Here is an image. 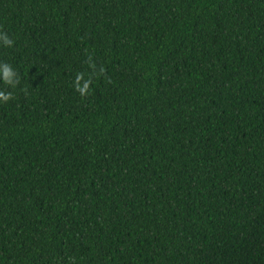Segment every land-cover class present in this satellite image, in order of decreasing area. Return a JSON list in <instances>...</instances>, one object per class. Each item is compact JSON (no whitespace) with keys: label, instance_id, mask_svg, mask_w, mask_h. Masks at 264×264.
Listing matches in <instances>:
<instances>
[{"label":"trees","instance_id":"trees-1","mask_svg":"<svg viewBox=\"0 0 264 264\" xmlns=\"http://www.w3.org/2000/svg\"><path fill=\"white\" fill-rule=\"evenodd\" d=\"M0 97V264H264V0H0Z\"/></svg>","mask_w":264,"mask_h":264},{"label":"clouds","instance_id":"clouds-1","mask_svg":"<svg viewBox=\"0 0 264 264\" xmlns=\"http://www.w3.org/2000/svg\"><path fill=\"white\" fill-rule=\"evenodd\" d=\"M4 78L6 80H9V78H10V73H9V71L7 69H5ZM0 98L5 99V100L8 99V97H0Z\"/></svg>","mask_w":264,"mask_h":264}]
</instances>
